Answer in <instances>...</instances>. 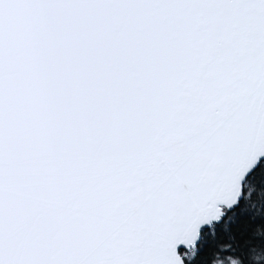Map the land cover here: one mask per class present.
<instances>
[{"label": "snow or ice", "instance_id": "obj_1", "mask_svg": "<svg viewBox=\"0 0 264 264\" xmlns=\"http://www.w3.org/2000/svg\"><path fill=\"white\" fill-rule=\"evenodd\" d=\"M0 264H264V0H0Z\"/></svg>", "mask_w": 264, "mask_h": 264}]
</instances>
